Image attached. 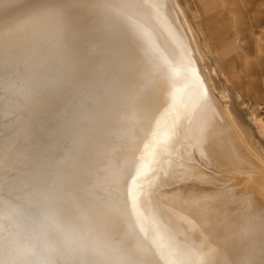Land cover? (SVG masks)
Instances as JSON below:
<instances>
[{
	"label": "bare ground",
	"instance_id": "6f19581e",
	"mask_svg": "<svg viewBox=\"0 0 264 264\" xmlns=\"http://www.w3.org/2000/svg\"><path fill=\"white\" fill-rule=\"evenodd\" d=\"M208 41L179 0H0V264H264V149Z\"/></svg>",
	"mask_w": 264,
	"mask_h": 264
},
{
	"label": "rangeland",
	"instance_id": "374dc122",
	"mask_svg": "<svg viewBox=\"0 0 264 264\" xmlns=\"http://www.w3.org/2000/svg\"><path fill=\"white\" fill-rule=\"evenodd\" d=\"M179 1L202 42L208 39L213 43L232 42L225 52L233 65L232 70L228 75L217 67V80L230 91L232 109L254 142L264 149V0ZM203 48L209 64L214 65L213 54ZM199 67L203 71L202 64L199 63ZM213 92L218 104L224 106L226 101L219 97V92ZM248 172L242 174L245 184L250 178ZM250 172L264 180V168ZM233 182L234 178L228 185ZM174 187L175 184L164 186L159 182L156 192L166 196L164 192L175 191ZM261 194L264 199V191Z\"/></svg>",
	"mask_w": 264,
	"mask_h": 264
}]
</instances>
